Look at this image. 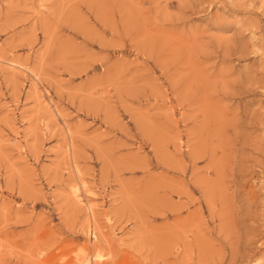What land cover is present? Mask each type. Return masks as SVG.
<instances>
[{
  "label": "rangeland",
  "instance_id": "obj_1",
  "mask_svg": "<svg viewBox=\"0 0 264 264\" xmlns=\"http://www.w3.org/2000/svg\"><path fill=\"white\" fill-rule=\"evenodd\" d=\"M0 264H264V0H0Z\"/></svg>",
  "mask_w": 264,
  "mask_h": 264
},
{
  "label": "bare ground",
  "instance_id": "obj_2",
  "mask_svg": "<svg viewBox=\"0 0 264 264\" xmlns=\"http://www.w3.org/2000/svg\"><path fill=\"white\" fill-rule=\"evenodd\" d=\"M10 63H11V62H10ZM11 66H12V67H15L16 65L11 63ZM20 68H21V66H20ZM68 132H69V131H68ZM82 189H83V188H82ZM77 190H78V189H77ZM75 192H76V191H75ZM76 193H77V192H76ZM86 195H87V193H86ZM79 197H80V196H79ZM78 199H79V201H80V198H77V200H78ZM80 203H81V201H80Z\"/></svg>",
  "mask_w": 264,
  "mask_h": 264
}]
</instances>
